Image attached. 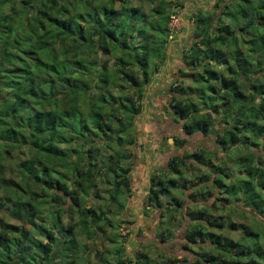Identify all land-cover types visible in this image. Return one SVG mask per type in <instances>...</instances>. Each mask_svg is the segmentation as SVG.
Returning <instances> with one entry per match:
<instances>
[{
    "label": "trees",
    "instance_id": "obj_1",
    "mask_svg": "<svg viewBox=\"0 0 264 264\" xmlns=\"http://www.w3.org/2000/svg\"><path fill=\"white\" fill-rule=\"evenodd\" d=\"M183 7L0 0V264L108 263L110 251L91 253L83 237L108 229L117 241L111 218L130 189L127 146ZM189 18L190 41L165 90L179 152L148 176L146 206L165 224L160 240L176 214L186 220L192 256L179 264H264V0H213ZM113 248L112 264H155L142 250Z\"/></svg>",
    "mask_w": 264,
    "mask_h": 264
},
{
    "label": "rangeland",
    "instance_id": "obj_2",
    "mask_svg": "<svg viewBox=\"0 0 264 264\" xmlns=\"http://www.w3.org/2000/svg\"><path fill=\"white\" fill-rule=\"evenodd\" d=\"M182 1L184 3L183 9L178 12L177 17H172L169 22L171 34L166 47V54L169 58H165L164 63L152 75L151 81L144 92L142 100L143 109L135 118L138 140L135 146H127L132 153L129 171L130 189L129 192H125L121 196L123 209L111 218L113 222L118 223L116 229H110L114 231V234H117L114 237L117 241L114 243L107 241L109 238L107 236L108 229L100 235L96 233L93 241L87 237H83L84 248H89L91 253L94 251L102 253L104 249L110 251L107 254H103L104 256L102 255L108 261L105 264L114 263L115 255H118L113 248L116 244H120L121 246L119 255L123 254L128 257H133L137 251L142 250L152 258L155 264H179L183 258H191L192 256V253L183 247L184 238L182 230L185 227L186 220L180 217L179 213L176 214V220L172 221L173 228H170L174 230L172 236L160 240L158 236L159 227H165V224H160L161 218L157 208L146 206L147 201L145 198L147 194L148 176L162 167L171 151L179 152V149L177 151L175 150L172 136L180 132V127L178 123L172 120L166 108L165 90L168 84L175 78L171 67L176 62L180 64L181 50L190 41L188 36L190 35V27L192 24L189 15L196 12L199 6L208 7L209 3H212L213 0ZM146 3H143L141 10H146ZM111 91L113 92V90ZM162 94L163 96L161 97ZM195 140H198L199 143H204L207 147L213 144L210 138L207 141L201 138H196ZM190 141H193V139ZM13 158L16 159L17 155L13 154ZM106 187L98 183L97 190L102 195H105L104 190ZM214 194L216 195L217 191ZM199 200H202L201 197H199ZM94 205H97V203L95 202ZM111 209H113V206ZM212 210L214 217L220 216L218 210ZM76 217L73 216V219L75 220ZM231 218L235 221L243 220L238 214H233ZM61 222L64 223L65 219L63 218ZM165 232L163 231L160 234L163 235ZM229 235L233 238L235 237V233L233 232L229 233ZM84 248L81 250L83 251ZM89 260L90 262H94L97 258L90 254Z\"/></svg>",
    "mask_w": 264,
    "mask_h": 264
}]
</instances>
